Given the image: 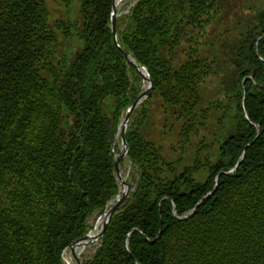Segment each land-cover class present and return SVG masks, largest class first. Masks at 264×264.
<instances>
[{"label":"trees","instance_id":"obj_1","mask_svg":"<svg viewBox=\"0 0 264 264\" xmlns=\"http://www.w3.org/2000/svg\"><path fill=\"white\" fill-rule=\"evenodd\" d=\"M224 1L136 0L117 18L118 44L152 90L125 133L130 192L84 264H264V7L223 69L199 43ZM111 6L81 0L71 51L70 27L50 26L44 1L0 0V264H65L119 192L115 134L143 82L114 43ZM220 69L214 106L204 87ZM154 99L175 116L176 158L142 132ZM218 110L233 112L232 133L211 149L201 133Z\"/></svg>","mask_w":264,"mask_h":264},{"label":"rangeland","instance_id":"obj_2","mask_svg":"<svg viewBox=\"0 0 264 264\" xmlns=\"http://www.w3.org/2000/svg\"><path fill=\"white\" fill-rule=\"evenodd\" d=\"M45 2L48 9V22L50 26H55L56 23H64L68 25L71 29L72 38L68 40L64 45H69L70 50L78 46L79 33L82 30V14H81V0H71L69 3H66L64 0H42ZM132 0H123L117 9V18L123 17L128 10ZM225 9L221 10L216 15V18L212 21V24L205 29L204 37L200 40L199 44L201 46L199 51H201L203 56H206L207 53L212 52V54L219 55L221 58V64L224 66L223 69H229V55L228 49L230 44L233 43L235 37L238 36L242 31L245 25L247 24V19L254 16V11L257 12L258 8L264 7V0H227L224 1ZM253 15V16H252ZM60 31H56L58 37ZM182 43V49L185 50V54L188 49L191 48V38L189 34L184 37ZM204 39V40H203ZM81 45V43H79ZM209 55V54H208ZM222 70H219V73H215L212 76H209L206 80L205 85V98L212 100L213 105H217L218 100L213 97L214 91L217 89V82L222 77ZM145 84L143 88H145ZM219 98H222V95H218ZM161 103V102H160ZM209 105L205 102V106ZM149 112V118L142 127V132L146 138L153 141L157 145H160L164 150L166 156L170 158H176L181 153V144H177L176 129L177 123L175 121V116L171 114V111L157 103V100L154 99L150 104V107L147 108ZM233 112L228 111L225 115V118L222 119L223 111L218 110L209 118L207 127L201 135H205V140L208 143V147L212 145L213 147L217 146V143L223 138L229 136L232 133V129L229 125V118ZM222 119L223 125L219 124V121ZM201 137L196 138L195 141L189 148H185V152L189 154L192 152L193 148L197 147L198 142ZM203 138V139H204ZM210 148H207L205 151H209ZM121 172L123 178L127 179L130 183L129 178V165L125 161L121 165ZM110 205V204H109ZM99 213H94L88 220V229L92 228V223L94 218ZM97 245L93 244L90 247H85L81 253V258L85 262L90 258L92 252L95 251ZM65 263L69 264L70 255L65 254ZM71 264H73L71 262Z\"/></svg>","mask_w":264,"mask_h":264},{"label":"water","instance_id":"obj_3","mask_svg":"<svg viewBox=\"0 0 264 264\" xmlns=\"http://www.w3.org/2000/svg\"><path fill=\"white\" fill-rule=\"evenodd\" d=\"M115 2H116V0H112V6H111V9H112L111 10L112 11L111 12V31L113 34L114 43L116 44V46L118 47L120 52L124 55V57L127 59L128 64L130 66H132L137 71L139 76L147 82V87L129 106V108L127 109V111L125 113V116H124L122 122L120 123V125L118 127L117 135L120 134L121 150H120V153L118 154V156L114 159V168H115L116 176H117V179L119 181L121 190H120L119 194L115 197V203L106 212V214L104 216V222L102 224L101 231L96 236H94L95 239H98L103 235L114 211L126 200L128 194H129L130 187H129L128 183L126 182V180L122 177L121 171H120V166H119L121 159L125 158L127 156V152H128V145H127V142L125 139V131H126V127H127V124L130 120V117H131L133 110L143 101V99H145L150 94V92L152 90V81L149 78L146 69L143 66L137 64L128 53L124 52L120 48V46L118 44L117 31H116L117 12H116V3ZM239 163L240 162H238L236 164L234 169H236V167L239 165ZM194 211H195V208L192 211H190L186 216L180 217V218L186 219V218L190 217ZM90 240H92V238L89 235H85L82 238L74 241V243H72L70 245V252H71L76 264H82L81 261L79 260V257L76 254V249L78 247H83V246L87 245Z\"/></svg>","mask_w":264,"mask_h":264},{"label":"bare ground","instance_id":"obj_4","mask_svg":"<svg viewBox=\"0 0 264 264\" xmlns=\"http://www.w3.org/2000/svg\"><path fill=\"white\" fill-rule=\"evenodd\" d=\"M123 0H116V8H119V6H120V4H121V2H122ZM136 62V61H135ZM137 63V62H136ZM138 64V63H137ZM140 65V64H139ZM142 66V65H141ZM144 72V71H143ZM145 74V73H144ZM150 78V77H149ZM152 81V80H151ZM142 82H143V86H144V84H145V86L147 87V82L145 81V80H143L142 79ZM121 161H122V159H121ZM88 232H93V230H92V228H87V230H86V232H85V234L83 235V236H85V235H87L88 234ZM91 237H92V235H91Z\"/></svg>","mask_w":264,"mask_h":264}]
</instances>
